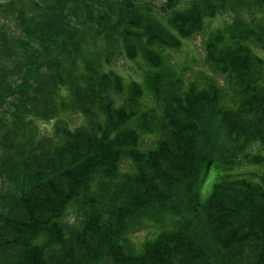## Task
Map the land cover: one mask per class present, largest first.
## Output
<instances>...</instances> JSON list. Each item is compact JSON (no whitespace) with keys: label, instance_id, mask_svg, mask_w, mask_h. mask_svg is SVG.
Instances as JSON below:
<instances>
[{"label":"trees","instance_id":"1","mask_svg":"<svg viewBox=\"0 0 264 264\" xmlns=\"http://www.w3.org/2000/svg\"><path fill=\"white\" fill-rule=\"evenodd\" d=\"M174 1L161 13L148 0H0L20 31L0 23V111L17 97L0 121V176L13 183L0 193V264H264V171H226L205 202L188 196L212 164H264V0ZM223 13L203 77L187 81L166 49ZM120 53L141 55L142 80L106 67ZM24 110L80 120L23 139ZM176 213L132 247L134 226Z\"/></svg>","mask_w":264,"mask_h":264},{"label":"rangeland","instance_id":"2","mask_svg":"<svg viewBox=\"0 0 264 264\" xmlns=\"http://www.w3.org/2000/svg\"><path fill=\"white\" fill-rule=\"evenodd\" d=\"M150 2L149 5H155L158 8V11L164 12V13H170L175 10V8L179 5L174 0V6L173 8H169V3L171 0H148ZM78 14V13H77ZM2 16V15H1ZM76 16L74 14H69L70 22L73 21L75 23ZM3 17H0V23L5 22L8 24V26L11 24V30H15L16 34H19L20 31L17 29V26L11 19H4ZM232 17L228 13H223L222 15H219L215 17L212 21H208V25L206 29L200 33L195 34L191 37H183L182 38V45L177 49H166L165 53L168 55V59L173 64L175 69L179 70L181 75L187 80H198L203 77L205 71H206V61H205V41L208 38L209 33L217 27H223L225 24V21H231ZM105 44V43H103ZM100 42V46L103 45ZM104 45L102 46V48ZM260 58H264V48H255L254 50ZM145 62L142 59L141 55L138 56V59H131L128 55L124 53H120L116 57V61L114 63H108L106 66L107 68L111 67L114 70H116L118 73L123 74L127 79L129 80H142V67L144 66ZM262 72H264V63L262 67ZM16 82H18L20 79L18 77L14 78ZM16 83L13 85V87H16ZM17 99L16 96L8 97L7 96V102H3L1 104L2 110L0 111V121L2 120H8L11 122V114H13L11 111L15 112V105L12 104L10 100H13V103H15V100ZM13 105V106H12ZM25 111V110H24ZM69 114V115H67ZM74 115V114H73ZM70 113H61L57 116H53L48 119H44L39 117L36 114H31V112H23L21 118L16 117L14 118V121L21 120L18 122V125L15 124V128L17 129V135L23 139H27L29 137L35 136L36 140L40 139L42 137L46 136H53L55 133V126L57 124V121L62 123V119L67 120L71 125L78 124L79 118L78 116H73ZM13 127V125H10ZM2 133L0 132V138ZM147 140V139H146ZM146 145H150V139L148 138L147 141H145ZM2 145V141L0 142ZM253 148H257V146H254ZM2 148H0L1 151ZM264 160H262L263 162ZM237 162V161H236ZM248 165H244L243 162L235 163L233 164L232 168H227L223 166L222 164L215 163L212 164L208 169L205 170L202 176V180L200 181V184L198 186H190L188 188V196L191 199L192 203L198 202H205L207 198L211 195L213 192V189L215 187L216 181H218L221 178V175L228 171H232L236 173V175H240L239 173H243L242 175L247 177H254L255 174L263 173L264 170V164L259 163H253L248 161ZM227 173V172H226ZM256 177V176H255ZM13 184V183H12ZM11 182L7 179L0 176V193L11 190L12 185ZM195 200L197 202H195ZM0 202V206H1ZM180 213H176L174 215H165L164 219L161 221H153V220H147L144 224H137L131 229V232L129 233V242L132 244V247L140 251L142 244L145 240L149 238H153L157 232H159L161 229L166 227V225L172 226L176 218H181ZM66 218L72 223L74 221H77V215L76 210L72 209L70 213L66 216ZM195 227H200L202 229L201 233H196L197 238L204 243L206 251L209 253L210 258H212L214 255L218 256L217 253H215V247L211 244V240L209 239V232L208 228L206 227L203 220H196L195 221ZM216 249H218L216 247ZM97 264H107V262L104 260L102 262H97Z\"/></svg>","mask_w":264,"mask_h":264}]
</instances>
